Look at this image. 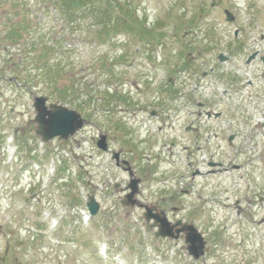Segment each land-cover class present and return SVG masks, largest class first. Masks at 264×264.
<instances>
[{
    "label": "rangeland",
    "instance_id": "obj_1",
    "mask_svg": "<svg viewBox=\"0 0 264 264\" xmlns=\"http://www.w3.org/2000/svg\"><path fill=\"white\" fill-rule=\"evenodd\" d=\"M16 1L34 24L35 18L40 20L26 37L58 42L46 58L50 71H59L57 88H69L71 102L64 105L88 122L66 141L54 138L43 144L35 135L33 98L49 94L44 79L37 77L32 86L24 87L12 73L14 66L6 56L13 50L3 36L9 30L8 21L18 19L17 6L0 0V255L7 250L6 264H264V222L258 223L264 219V204L259 205L236 172L216 173L198 179L194 186L182 137L183 127L190 126L257 127V144L247 141L244 152L245 157H254L255 191L264 195V62L260 59L264 56V0H120L145 18L146 25L156 26L162 33L159 44L121 30L110 38L102 31L98 39L99 26L88 17L68 25L58 20L60 9L48 1ZM200 6L206 10L198 12ZM224 9L234 15L232 21L225 19ZM193 14L196 20L190 25ZM49 27L53 30L47 32ZM252 52H258V57L246 63ZM219 53L228 59L219 61ZM185 62L186 67H178ZM170 80L177 93L170 95L169 86H164V95L154 93ZM146 82L148 91H144ZM87 91L94 98L91 103ZM199 101L208 102V110L221 116H196ZM49 102L64 103L50 96ZM97 127L108 135L109 148L122 152L118 158L123 169L97 148ZM126 127H162L155 143L152 138L154 146L135 142V149L140 154L145 149L158 153L166 193L181 209L178 216L192 222L207 241L205 254L197 261L188 255L183 240L175 244L156 238L141 210L121 204L128 174L134 172L128 161ZM62 165L64 173L56 177ZM54 177L59 183L50 188V199L60 204L58 194L67 188L64 207L51 202L50 209L40 210L33 201L27 220L20 219L23 198L38 183L42 186ZM146 187L143 195L148 194ZM91 195L100 205L95 217L88 216L85 207ZM237 206L246 212L238 214ZM35 220L44 222L43 234L33 227ZM62 220L68 222L64 227Z\"/></svg>",
    "mask_w": 264,
    "mask_h": 264
},
{
    "label": "flooded vegetation",
    "instance_id": "obj_2",
    "mask_svg": "<svg viewBox=\"0 0 264 264\" xmlns=\"http://www.w3.org/2000/svg\"><path fill=\"white\" fill-rule=\"evenodd\" d=\"M249 84H251V82H249ZM177 91H179V89H177ZM196 106V116H203L206 119H210L211 117L217 118L208 110V102L199 101L196 103ZM207 112H209V114ZM151 114L155 115L156 111L152 110ZM261 126H263L261 128H264V121L261 123ZM256 128L257 127H183L182 137L184 141L187 142V145L183 146V150L186 153L185 157L188 161L190 178L191 181H193V185L196 186L198 179L206 180L216 173L230 174L231 172H236L238 175L237 177L247 183L248 187L246 190L250 192L253 191L255 198L259 201V205L262 206L264 204V195L255 191L257 184L255 179L258 175V167L254 157L251 158V156L247 158L244 152V145L247 141L250 144H257V138H254V136L257 137L255 133ZM97 129L99 134L102 133L101 127H97ZM160 132H162V127H126L125 138L128 148V161L131 163L135 175L141 179L142 189L146 185L147 187L145 190L148 191V194L145 195H143L141 190L136 195L128 197V202L130 203L129 207L131 209H139L143 213L145 208L148 207L152 210V214L164 215L171 224H174L177 220H181V223L172 228V233L173 235H177V238L170 239L177 244L183 240L184 235L182 232L177 234L176 230L178 228L184 229V224L187 222L184 220L183 215L178 216V212H180L181 209L174 203V199L166 193L167 186L164 185V173L160 172L158 169L159 155L158 153L153 155L148 152L147 149H145L146 152L144 151L140 154L135 149V142L148 143L149 145L152 143L151 145L154 146V143L157 141L155 136H158ZM153 137L156 139L154 143L152 141ZM107 140L109 141L108 135ZM235 160L238 162L235 163ZM200 164H204L205 166L201 167L199 166ZM153 188H157L158 190L154 191L151 195L150 193ZM125 193L126 192L123 194ZM246 196V193H243L242 197L244 199H246ZM48 200V198H44L43 200L40 198L36 199L38 203H42V201L47 202ZM246 200L248 202L250 201V199ZM237 207L238 214L246 212V209L240 206ZM261 222H264V219H261L258 223ZM147 224L152 228L154 221L147 222ZM7 254L8 252L5 251L0 255V264L6 261Z\"/></svg>",
    "mask_w": 264,
    "mask_h": 264
},
{
    "label": "trees",
    "instance_id": "obj_3",
    "mask_svg": "<svg viewBox=\"0 0 264 264\" xmlns=\"http://www.w3.org/2000/svg\"><path fill=\"white\" fill-rule=\"evenodd\" d=\"M48 1L49 5L53 8L60 9L61 17L63 22L68 25H72L75 22L82 20L84 17H88L93 25L99 26L98 31L96 30V38L101 39V32L108 34H117L119 31H126L129 34L134 33L141 40H147V42L161 43L162 33L156 30V26L146 25L145 18L137 16L134 8L130 7L129 3L121 2L120 0H45ZM11 4L17 6L14 12H16L17 21H8L7 27L9 30H5L3 40L8 41V46L12 53L6 56V61L12 68V73L17 77V81L20 82L24 87H30L34 84V80L37 77L45 80L46 92L50 97H55L57 100L64 102H71L68 99L69 88L61 86L57 88V76L58 73L50 71L48 55L50 49L58 42L47 44L44 40L29 39L26 37L30 34V31L37 28L36 23H39V18L34 24L23 11L21 12L18 7L20 3L16 0H10ZM18 4V5H16ZM206 10L203 6H200L198 12ZM196 16L189 19V23L193 25L195 23ZM179 24L176 25L175 30ZM53 28L48 29L47 32L52 31ZM40 40V41H39ZM182 67H185V63H181ZM103 67H105L103 65ZM75 85V84H74ZM74 85L71 86L70 90L74 89ZM52 88V89H51ZM53 89H56L54 92ZM91 91V90H90ZM87 91L89 96V102H93L94 98L91 92ZM89 103V104H90ZM82 106V103H79ZM77 105V108L80 107Z\"/></svg>",
    "mask_w": 264,
    "mask_h": 264
},
{
    "label": "water",
    "instance_id": "obj_4",
    "mask_svg": "<svg viewBox=\"0 0 264 264\" xmlns=\"http://www.w3.org/2000/svg\"><path fill=\"white\" fill-rule=\"evenodd\" d=\"M225 12L227 14V20L231 21L233 19L232 15L229 14L228 11ZM253 57L254 54L249 57L248 61ZM219 58L220 60H225V57L221 56V54ZM46 101L47 97L45 96H36L33 99V107L35 109L34 122L36 123L34 130L35 133L41 137L42 141L46 142L56 136L67 139L69 135L74 134V132L84 124L85 120L75 110L68 109L56 103L46 105ZM104 139L105 138L102 137L97 143L103 150L106 149ZM115 157H117V154ZM132 182V188L136 190L138 180L133 179ZM87 206L91 214H94L98 209V203L95 202L92 196ZM144 217L146 221L154 218L159 222V228L155 233L156 236L173 237L171 233L172 226L165 218H160L157 214H151L150 210L144 214ZM185 227L186 234L184 241L186 243V249L194 259H198L200 256L204 255L205 241L193 224H187Z\"/></svg>",
    "mask_w": 264,
    "mask_h": 264
}]
</instances>
